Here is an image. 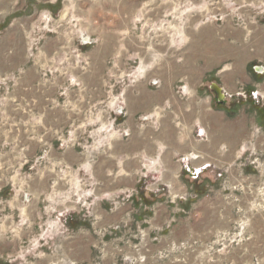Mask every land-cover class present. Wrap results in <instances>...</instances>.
I'll list each match as a JSON object with an SVG mask.
<instances>
[{"label": "crops", "instance_id": "obj_1", "mask_svg": "<svg viewBox=\"0 0 264 264\" xmlns=\"http://www.w3.org/2000/svg\"><path fill=\"white\" fill-rule=\"evenodd\" d=\"M57 1L0 0V46L71 41L77 47L69 58L63 52L36 55L59 63L51 70L26 67L30 54L0 58L7 62L0 89L6 86L8 114H16L15 99L36 104L38 156L53 164L43 168L40 191H72L63 195L72 205L44 202L45 211L57 213L44 237L74 207L72 214L93 213L99 226L109 225L130 209L138 189H162L161 215L167 199L185 200L193 183L210 173H220L231 187L234 172L245 165L238 158L254 116L244 106L232 117L212 108L202 87L216 78L220 102L245 100L250 93L264 103V4L236 0L213 18L202 13L205 1L199 0L177 12L183 21L196 9L188 23L166 29L162 17L176 13L173 0H62L53 16ZM67 27L70 36L55 34ZM48 198L54 199L52 193ZM110 198L121 200L118 210L106 209ZM27 212L23 204L21 225Z\"/></svg>", "mask_w": 264, "mask_h": 264}, {"label": "rangeland", "instance_id": "obj_2", "mask_svg": "<svg viewBox=\"0 0 264 264\" xmlns=\"http://www.w3.org/2000/svg\"><path fill=\"white\" fill-rule=\"evenodd\" d=\"M198 1L173 0L176 13L162 17V20L167 18L166 29L169 26L182 27L183 21L188 23L196 9L183 15V21L177 12L182 6H192ZM204 1L202 13L220 18V12L227 10L236 0ZM239 1L264 4V0ZM61 2L58 0L50 7L55 14L53 16L62 6ZM68 30L67 27L55 34L70 36ZM151 34V37L158 38L155 33ZM70 42L45 46H0V58L5 60L9 55L12 60L20 54L18 59L22 60L30 54L26 67L35 65L37 70H51L59 63L36 55L50 57L63 52L68 53L69 58L71 50L77 48L69 45ZM79 48L82 52L87 51V46ZM6 66L7 62H0V73L6 72ZM211 82L218 85L216 78L209 77L202 91L211 96L212 108L232 117L244 106L245 114L248 113L249 118L254 116L246 129L248 137L243 143L246 148L238 158L245 165L241 171L234 172L231 187L224 186L223 175L210 173L201 183H193L185 200L167 199L166 210L161 215L157 204L166 200L162 189H138L132 196L130 209L120 218H112L109 225L99 226L93 213L86 217L82 212L80 216L72 214L78 210L74 207L61 217V223L54 226L56 228L50 227L56 232L47 238L43 231L57 213L51 208L45 211L44 202L59 208L72 205V198L63 196L72 191L70 186H64L62 191L50 189L48 195L40 191L37 182L40 177H46L43 168L53 164L51 159L38 156L40 142L37 139L41 126L38 124V111L31 109L36 104L32 99L27 103L15 99L13 110L16 114L13 115L12 111L8 114L6 86L1 88L0 264H264V103L258 96L246 93L245 100L236 99L225 104L217 99ZM94 161L92 157L88 160L91 164ZM50 193L52 200L48 198ZM25 194L29 195L28 201ZM173 200L176 202H171ZM107 201V210L120 208V199ZM23 204H27L28 220L21 225L19 211Z\"/></svg>", "mask_w": 264, "mask_h": 264}, {"label": "water", "instance_id": "obj_3", "mask_svg": "<svg viewBox=\"0 0 264 264\" xmlns=\"http://www.w3.org/2000/svg\"><path fill=\"white\" fill-rule=\"evenodd\" d=\"M211 88L215 91L217 99L218 100H222L223 93H222L221 88L219 86L215 85V84H212Z\"/></svg>", "mask_w": 264, "mask_h": 264}, {"label": "bare ground", "instance_id": "obj_4", "mask_svg": "<svg viewBox=\"0 0 264 264\" xmlns=\"http://www.w3.org/2000/svg\"><path fill=\"white\" fill-rule=\"evenodd\" d=\"M170 187V186H169ZM169 190V189H168ZM170 192V191H169ZM173 196H175V195H173Z\"/></svg>", "mask_w": 264, "mask_h": 264}]
</instances>
